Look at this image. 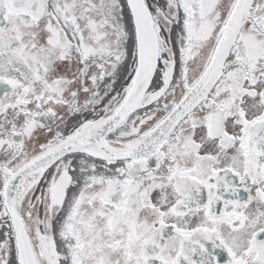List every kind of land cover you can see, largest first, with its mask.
<instances>
[{
	"label": "snow or ice",
	"instance_id": "6c2138e0",
	"mask_svg": "<svg viewBox=\"0 0 264 264\" xmlns=\"http://www.w3.org/2000/svg\"><path fill=\"white\" fill-rule=\"evenodd\" d=\"M0 264H264V0H0Z\"/></svg>",
	"mask_w": 264,
	"mask_h": 264
}]
</instances>
